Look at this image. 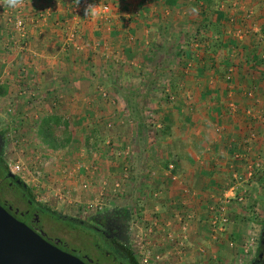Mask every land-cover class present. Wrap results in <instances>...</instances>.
I'll return each mask as SVG.
<instances>
[{"label":"rangeland","instance_id":"rangeland-1","mask_svg":"<svg viewBox=\"0 0 264 264\" xmlns=\"http://www.w3.org/2000/svg\"><path fill=\"white\" fill-rule=\"evenodd\" d=\"M19 1L23 7L21 31L24 34L9 24L5 29L10 30L11 37L5 40L2 39L1 31V17L2 13L5 14L2 7H10L8 0H0V133L5 139L4 162L9 169L20 167L16 174L30 188L33 197L57 213L84 220H90L93 215L104 211L124 212L130 225L131 248L137 259H140L143 251L149 255L176 252L178 243L182 241L186 259L188 252H192L195 247V264H248L252 252L244 254L243 247L250 237H254L252 246L255 247L264 218V133L263 138H260L254 128L246 129L248 131L244 140L247 142L246 152L250 153H244L243 156L248 162L241 167H232L235 177L227 174L228 180L220 184L222 192L205 201L204 210L207 213L210 207H224L219 211H223L227 222L224 233L217 239L211 233L205 211L202 217L204 223L197 226L195 233L194 217L189 213L190 210L168 199L164 188H158L160 184L153 182L152 176L148 177V173L153 172L152 166H145L147 158L155 162L165 160L164 151L158 149L165 134L159 133L163 126L157 127L160 101L168 103V97L162 96V85H158L164 68L178 66L180 71L184 70L178 77L185 76V80L189 73L195 76L200 68L196 67L197 64L205 61L204 68L209 74L210 69L215 67V61L225 63L226 58H231L238 62L241 46L234 52L232 49L225 51L222 49L224 46L215 47L214 39L217 38L213 36L218 31L211 20V24L203 20L195 25L196 21H187V26L183 22H169L162 26L160 21L164 16L161 10H152L151 6H146L148 0H93L97 4H108L111 7L105 14L100 12L98 6L81 12L73 10L78 0ZM151 1L155 4L157 0ZM182 1L189 4L194 0ZM202 8L187 6L185 16L200 15L204 13ZM135 10L139 19L151 16L148 19L151 20L149 25L154 33L152 38L154 43L159 41L162 47L156 43L147 52L140 46L138 53L123 48L117 60L112 57L110 59V56H103L101 60L92 46L99 41H94L96 37H102L105 41L110 36L112 26L104 20L105 17L134 13ZM209 11L213 14V10ZM40 14L43 17L37 19L42 24H39V28L33 27L32 19ZM185 16L182 15L183 20L187 19ZM176 25L178 28L174 29ZM30 29L34 31L30 33ZM36 29L43 30L37 34L42 37L40 40L33 37ZM70 31L79 36L78 45H85L84 48L76 49V52H79L78 60L87 70L92 83L87 84L85 81L86 84L80 87L49 84L46 80H40L38 75L46 79L63 71L51 65L46 70H34L30 66V56L34 57L33 54L11 52L15 45H29L32 40L36 46L40 43L42 48L47 42H53V50L58 47L69 48L64 53L70 55L61 54L58 57L59 61L68 62L75 57L72 55L75 50L71 44L66 47ZM201 31L213 36L204 37ZM192 38H198L200 43L195 45ZM203 39L210 41L209 45L213 44L215 48H207V42ZM187 51L191 55H185ZM260 54L258 59L264 66ZM133 57L138 58L137 64L150 69L144 72L142 68L140 71L135 70L129 84L124 72L131 70L129 61ZM16 60L19 62L15 63ZM94 67L99 69L94 71ZM36 75L39 80H35ZM87 76L84 80L88 79ZM134 81L135 85L131 83ZM224 82L232 83V80ZM249 91L251 96L246 95ZM74 93L79 97L73 100ZM243 93L252 98L253 88ZM128 95L132 96L133 111L127 107V116L124 97ZM262 108L264 110V105ZM50 114L61 115L69 122L71 139L64 146L51 148L38 133L42 119ZM125 150L132 152L127 166L124 165L126 155H116ZM125 173L127 180L123 181ZM116 182L121 185L117 190L114 188ZM193 232L195 235H192ZM231 241L233 244L230 246ZM184 264L189 263L185 261Z\"/></svg>","mask_w":264,"mask_h":264},{"label":"crops","instance_id":"crops-1","mask_svg":"<svg viewBox=\"0 0 264 264\" xmlns=\"http://www.w3.org/2000/svg\"><path fill=\"white\" fill-rule=\"evenodd\" d=\"M231 1L213 0L210 7H207L206 2L202 0L197 2L194 0L189 4L187 1L182 0H174L173 4H167L165 0H157L155 4L151 0L145 1L147 2L145 5L151 6L152 10H161L160 12L164 16L160 21L162 26L169 22H183L185 24L187 21H196L195 25L202 23L203 20L214 24L217 20L216 11L220 12L221 18L218 20L221 24L220 32L216 33L214 31L217 34L215 36L204 31H201L200 34L204 37L208 35L217 38L218 36L223 40L233 39L234 44H227L222 48L225 51H228V49L230 51L236 43L235 29L249 28V33L243 36L244 40L239 42L241 55L238 62L231 58L228 60L227 58L226 60L223 59L226 61H224L225 63L215 61V67L213 70L211 68L208 74L204 68V61L201 63L202 65L197 64L196 67L200 68L195 72V76L193 73H189V77L185 80V76L178 77L181 71H184L183 69L180 71L178 66H170L164 68L161 79H159L158 85H162V96L168 97V103L159 100L161 110L157 114V127L163 126L162 131H159V133L165 134L164 141L159 143L160 147L158 149L164 151L165 160L155 162L147 158L145 166H152L153 172L152 174L148 173V177L152 176L153 182L160 184L158 188H164L165 196L168 199H172L190 210L189 213L194 217L192 221L195 225L193 226L195 233L197 226L204 223L202 220L204 211L206 216L208 214L207 210H204L205 201L217 197L222 192L220 184L228 180L227 174L235 177L232 167H241L245 162H248L246 157L243 156L244 153H250L246 152L247 142L244 140L248 131L246 129L254 128L259 133L258 137L260 138H263L264 133V129L262 130L264 125V110L262 108L264 105V66L258 59L260 52L264 51V0H237L240 2L237 8L229 7ZM190 5L195 8L203 7L201 10H204V13L198 11V13H201H199L200 15L185 16L187 14L185 9ZM220 5H224V8L219 9ZM245 8H251L253 11V17L250 21L242 18ZM209 10H213V14H210ZM135 13H137L136 10L134 13H121L120 15L105 17L104 20L112 26L109 32L110 36L109 38L106 37L105 41L102 37L93 38L94 41H99L92 46L96 54L100 55L101 60H103V56L107 58L110 56V59L112 57L117 60L121 57L120 54L123 48H130L132 53H138L140 46L146 49L147 52H149L150 46H155L153 44L157 43L162 47L159 41L154 43L152 38L154 33L151 31L152 26L149 25L151 20L148 19L151 16L147 15L144 19H139ZM183 14L189 20H183ZM6 18V14L2 13L1 31H3L2 39L5 40L10 36V30L5 28L9 24H13L7 23ZM231 18L234 20L231 21ZM39 24L42 23H37V28L40 27ZM185 25L187 26V24ZM175 28H178L177 25L174 26ZM38 30H35L34 33L36 34L33 37L40 40L42 37L37 34H41L43 30ZM33 31L30 29V33ZM174 34H177V31H174ZM203 40L207 42V48H209L210 41ZM53 44V42L52 44L47 42V46L45 45L42 48L43 46L40 43L36 46L32 40L29 45L27 43L22 47L15 45L14 51L11 52L21 51V53L30 52L33 54L34 57L30 56V66L34 70L43 68L46 70L50 65L52 68L62 70V73L59 72L51 78L42 79V76L38 75L40 80H46L49 84L57 85L61 83L65 86L80 87L83 84L85 85L86 82L87 84L92 83L89 75L87 76V70L78 60L77 55L79 52H76V49L84 48L85 45L73 48L75 51L72 50V55L75 57H73V60L64 62L59 61L58 57L61 54L70 55L71 53H64L69 48L58 47L53 50ZM137 60L138 58L133 57L129 61L132 65L130 71L126 70L124 72L125 69L122 70V75L123 72L127 74L129 84L133 79L131 74H134L135 70L140 71V68H142L144 72L150 69L137 64ZM17 62L19 61L16 60L15 63ZM230 65L235 66L232 83L224 82L222 76V73H225L224 70ZM117 67L116 65L115 68ZM169 68L171 69L169 70ZM94 69L96 71L99 68L94 67ZM64 72L66 74H63ZM58 75L60 77H57ZM38 76H35V80H39ZM85 76L88 79L84 80ZM131 83L135 85V81ZM251 88H253V96L249 98L243 91ZM74 94L76 96L73 95V100L79 97L76 93ZM230 102H233L234 107H229ZM125 110L128 116L127 105H125ZM195 233L193 232L192 235H195ZM188 253L185 261L189 264H195L197 260L195 247H193L192 252Z\"/></svg>","mask_w":264,"mask_h":264},{"label":"flooded vegetation","instance_id":"flooded-vegetation-1","mask_svg":"<svg viewBox=\"0 0 264 264\" xmlns=\"http://www.w3.org/2000/svg\"><path fill=\"white\" fill-rule=\"evenodd\" d=\"M4 145L5 139L0 133V205L9 214L85 264H139L131 248L130 225L124 212L104 211L93 215L90 220L52 214L33 197L24 181L7 167L3 160ZM248 264H264V218Z\"/></svg>","mask_w":264,"mask_h":264},{"label":"built area","instance_id":"built-area-1","mask_svg":"<svg viewBox=\"0 0 264 264\" xmlns=\"http://www.w3.org/2000/svg\"><path fill=\"white\" fill-rule=\"evenodd\" d=\"M240 2L237 0H232L231 3L229 4L230 8H237L239 7ZM99 8L100 12H102L103 14L108 13L111 9V7L108 4H97L95 3L93 0H78L77 3H74L72 9L78 12L81 11H85V10H89V9H93L94 7ZM224 8V5H220V8ZM3 9V12L6 14L7 18L6 21L7 23H13V25L18 29V31L23 30L22 28V12H23V7H22V3L19 1L18 6L16 8H6ZM48 10H50V7H48ZM39 17H43V14H40L39 16H36L32 19V23L33 26L36 27L37 23L39 22L37 18ZM253 17V11L250 9H245L244 13H243V19L250 21ZM43 20H45V18H42ZM231 21H233L234 19L231 18ZM244 28L242 29H235V39H236V43L235 45L232 46V52L236 51L237 47L239 46V42L243 41L244 37L249 33V28L247 27H241ZM20 33V32H19ZM24 34V32L21 31V34ZM196 37V36H195ZM77 39H79V36L74 32V31H70L69 36H67V46L69 47V44H71V46L73 48H78L77 44ZM195 40L196 43H194L195 45H197V43H200L198 38H192ZM203 43V41H202ZM106 47H109L108 45H105ZM241 49V48H239ZM233 54V53H232ZM260 60L264 61V52H262L260 54ZM235 70V66L234 65H230L227 67L225 73H224V80L229 81L232 80V76H233V72ZM103 95H105V93H103ZM247 96H251L252 93L249 91L246 93ZM229 107H234L233 102L229 103ZM120 154H125L126 156L125 158V164L127 166L128 164V159H130V154H132V152H129L128 150L122 151L121 152H117L116 155H120ZM20 169L19 166H15L12 169L10 168V171L12 173H17L18 170ZM127 173L124 174L123 177V181L127 180ZM122 184V183H121ZM120 182H116L114 184V188L115 190H117L120 187ZM84 187H86V184H84ZM65 193V192H64ZM63 193V194H64ZM224 207H218L217 209H214V207H210L208 210V214H207V221L209 222L210 228H211V233L213 234V237L215 239L219 238L220 235H222L224 233V225L227 222V217L224 216L222 214L223 211H219L223 210ZM216 212H220L219 214H216ZM254 242V237H250L248 240H246V245H244L243 247V252L244 254L248 253V252H252L253 254V250H254V246H252ZM179 248L178 251L176 252H171V251H167L164 252L163 254H156V255H149L148 252L143 251L140 254V259H137L139 264H184L185 263V252H184V243L182 241H180L179 243ZM233 243L232 241L229 242V245L231 246ZM256 244V242H255Z\"/></svg>","mask_w":264,"mask_h":264},{"label":"water","instance_id":"water-1","mask_svg":"<svg viewBox=\"0 0 264 264\" xmlns=\"http://www.w3.org/2000/svg\"><path fill=\"white\" fill-rule=\"evenodd\" d=\"M0 264L85 263L44 240L0 205Z\"/></svg>","mask_w":264,"mask_h":264},{"label":"trees","instance_id":"trees-1","mask_svg":"<svg viewBox=\"0 0 264 264\" xmlns=\"http://www.w3.org/2000/svg\"><path fill=\"white\" fill-rule=\"evenodd\" d=\"M167 4H173L174 0H165ZM198 0H196L197 2ZM206 2V6L210 7L213 3V0H202ZM216 22L213 24L215 29H217L218 32H220V20L221 13L216 11ZM211 24V23H208ZM227 44H234L233 39L231 40H223V38L217 37V39H214V46L220 47V46H226ZM213 46V44L209 45L208 47ZM213 46V49L215 48ZM185 55L189 56L191 55L190 52H185ZM127 102L128 109L132 112L133 109L131 107L132 102V96L128 95L124 97ZM39 135L44 139L45 142L51 146V148H57L64 146L67 144L71 139V133L69 129V122L66 118L62 117L61 115L57 114H50L44 117L40 123L39 127ZM46 210L50 211L52 214H56V211L51 210L50 208H46Z\"/></svg>","mask_w":264,"mask_h":264},{"label":"clouds","instance_id":"clouds-1","mask_svg":"<svg viewBox=\"0 0 264 264\" xmlns=\"http://www.w3.org/2000/svg\"><path fill=\"white\" fill-rule=\"evenodd\" d=\"M19 0H8V5L11 8H16L18 6Z\"/></svg>","mask_w":264,"mask_h":264}]
</instances>
